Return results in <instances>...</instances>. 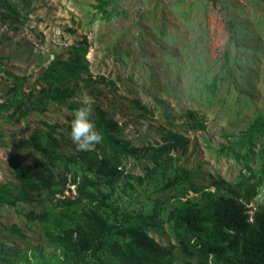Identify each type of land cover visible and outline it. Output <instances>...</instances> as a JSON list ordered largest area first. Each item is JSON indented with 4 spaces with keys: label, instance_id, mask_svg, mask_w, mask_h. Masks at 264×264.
<instances>
[{
    "label": "rangeland",
    "instance_id": "1",
    "mask_svg": "<svg viewBox=\"0 0 264 264\" xmlns=\"http://www.w3.org/2000/svg\"><path fill=\"white\" fill-rule=\"evenodd\" d=\"M30 1L25 24L0 27V103L9 98V74L26 77L24 90L35 96L50 61L67 58L83 37L89 43L83 78L89 82L79 83L64 105L51 102L17 123L9 113H0V182L20 191L16 166L40 164L60 174L67 160L80 153L69 134L76 110L71 105L81 107L87 96L91 119L102 115L115 121L120 138L135 147H157L168 131L189 140L186 154H178L174 166L189 171L192 187L202 194L187 183L164 189L173 169L156 167L148 157L123 159L124 173L130 177L112 187L121 210L151 216L160 203V215L149 229L158 244L177 246L168 207L203 204L221 195L210 187L213 180L223 179L230 186L242 179L255 181L257 194L249 207L264 206V130L242 141L234 155L224 149L230 142L227 136L245 131L264 113L260 0ZM38 100L35 106L40 108ZM187 111L204 118L205 131L188 129ZM33 135L40 149L22 145ZM66 189L64 197L73 199L74 187ZM56 199L61 197L42 193L14 206H0V255L8 264H43L45 258L62 263L45 235L52 231L51 224L25 216L48 211ZM13 228L21 235L13 234ZM174 257L175 264H197L179 250ZM76 264L119 263L104 252Z\"/></svg>",
    "mask_w": 264,
    "mask_h": 264
},
{
    "label": "trees",
    "instance_id": "2",
    "mask_svg": "<svg viewBox=\"0 0 264 264\" xmlns=\"http://www.w3.org/2000/svg\"><path fill=\"white\" fill-rule=\"evenodd\" d=\"M260 1L264 6V0ZM30 4V0H21L18 4L0 0V27L25 24L31 12ZM231 28L229 23V32ZM88 48L89 43L83 37L72 47L67 58L57 56L52 59L39 78L35 96L31 90H24L26 77L9 74V98L0 103V113H9V118L17 123L34 110L44 111L51 102L64 105L79 83L87 85L89 82L88 78H83L88 71L85 58ZM36 99L42 107L35 106ZM135 104L139 105L138 102ZM185 118L189 130H206L204 118L196 112L187 111ZM92 120L103 137L101 142L69 158L60 174L40 164L16 166L20 191L0 182V206H14L27 201L30 195L39 197L42 193L61 197L48 211L25 215L30 221L51 224L52 231H46L45 235L62 258L60 264H76L104 252L119 264H175V250L196 260L197 264H264V206L258 205L253 210L249 207L256 197L258 183L247 178L230 186L223 179H216L210 187L223 192L221 195L210 197L203 204L187 202L182 208L168 207V221L177 237V246L160 245L149 235L152 220L160 215V203L155 205L151 216L127 212L119 208L112 187L124 176L130 177L124 173L123 159L148 157L156 167L173 169L164 189L187 183L195 193L202 194V190L192 187L191 173L174 166L178 154H186L188 138L168 131L162 134L159 146L138 148L120 138L115 121L102 115ZM262 130L264 113L258 115L245 131L227 136L230 142L224 149L234 155L242 141H249L253 134ZM35 137L31 136L22 145L40 149L33 143ZM42 137L55 144L51 136L42 134ZM10 164L14 166L12 161ZM68 185L74 187L73 199L63 195ZM11 232L21 235L15 228ZM0 264H8L3 255H0ZM43 264L53 263L45 258Z\"/></svg>",
    "mask_w": 264,
    "mask_h": 264
},
{
    "label": "clouds",
    "instance_id": "3",
    "mask_svg": "<svg viewBox=\"0 0 264 264\" xmlns=\"http://www.w3.org/2000/svg\"><path fill=\"white\" fill-rule=\"evenodd\" d=\"M81 103L82 106L73 113L69 134L78 150L88 151L90 148L99 144L103 137L91 119V98L84 96Z\"/></svg>",
    "mask_w": 264,
    "mask_h": 264
}]
</instances>
